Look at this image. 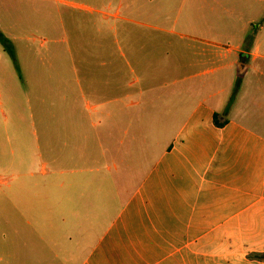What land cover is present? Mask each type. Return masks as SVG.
I'll return each instance as SVG.
<instances>
[{"label": "crops", "instance_id": "1", "mask_svg": "<svg viewBox=\"0 0 264 264\" xmlns=\"http://www.w3.org/2000/svg\"><path fill=\"white\" fill-rule=\"evenodd\" d=\"M165 1V7L142 0L131 7L109 0L106 10L113 14L98 13L157 32L181 29L176 36L184 52L172 61L183 71L204 69L185 71L172 83L157 84L147 53L133 54L129 69L102 55L86 58L100 60V69L69 72L28 58L39 88L49 91L50 82L63 88L58 99L69 110L72 140L62 139L52 151H26V166H5L26 169V182L16 188L23 194L24 213L15 217L21 227L0 231V242L12 241L0 245V264H264L247 258L264 253V0H182V19L161 20L174 6ZM172 43L138 41L152 49ZM235 67L238 89L228 108ZM214 115L223 127L214 125ZM160 140L165 147L136 178ZM38 170L44 179H36ZM102 171L130 194L95 243L89 212L95 200L72 188L93 185L75 176Z\"/></svg>", "mask_w": 264, "mask_h": 264}, {"label": "rangeland", "instance_id": "2", "mask_svg": "<svg viewBox=\"0 0 264 264\" xmlns=\"http://www.w3.org/2000/svg\"><path fill=\"white\" fill-rule=\"evenodd\" d=\"M126 1L128 6L133 7L140 0ZM108 2L109 0H0V33L7 40L6 47L0 41V231L12 229L14 225L21 227L20 221L23 220L18 221V218L15 220V217L19 213H24L19 197L23 194H17L16 188L19 183L26 182V169L6 171L5 166H9L12 161L18 166H26L31 160L30 156L29 159L26 156V151H52L59 148L62 139L68 142L72 140L69 110L62 109L58 99V94L63 92V88L52 82L48 84L52 88L47 92L39 88L41 83L34 82L30 74L33 68L27 63L30 56L37 65L43 62L45 69L69 72L72 67L77 66L100 69V60L86 58L102 55L110 56L116 59V62L121 61V64L129 69L125 63L132 68L133 54L147 53L152 58L150 62L157 84L172 83L174 77L186 74L185 71L193 73L204 69L203 66H193L183 71L182 66L176 64L180 61H172L173 57H179L180 53L184 52V42L176 36L177 33H183L181 29L169 25L165 29L175 34H168L138 27L130 22L105 21L98 12L109 14L114 12L106 10ZM173 2L174 6L167 9H173L172 11L164 10L159 14L161 20H173L176 16L182 19V0ZM142 3L148 7H156L157 4L162 7L167 5L165 0H142ZM117 4L118 0H114V5ZM130 18L132 21L135 20L133 16ZM261 34L264 36V30ZM142 38L173 43L172 46L161 44L159 48L152 49L150 46L142 47L138 44ZM26 48L30 52H27ZM172 63L178 65L181 70L173 67ZM235 68L236 70L234 69L228 76L233 85L235 83L237 85L240 77L237 67ZM143 72L144 70L140 68V73ZM134 77L135 75L130 76ZM150 99L151 97L146 98ZM166 142L160 140V147L156 145L153 147L152 156L149 155L148 161L142 163L141 171L136 173V178L140 177V172L142 175L146 174L151 160H154V153H161ZM45 157L46 160L50 158L47 155ZM64 157L69 162L70 157L67 155ZM46 160L42 158L36 162L40 164ZM75 177L82 183H93L88 187H73L72 192L78 195L80 193L86 195L87 192L89 203L92 199L95 200L93 209L89 206V212L95 215L93 241L96 243L114 219L121 201L129 196L130 188L124 186L118 190L115 178L104 171ZM44 178L38 170L36 179ZM118 191L121 192L119 197ZM80 202L83 206L79 207V211L84 213L86 197L80 198ZM11 243L10 240L1 241L0 245ZM79 244L78 240L80 248L78 247L75 253L78 258L81 256Z\"/></svg>", "mask_w": 264, "mask_h": 264}, {"label": "trees", "instance_id": "3", "mask_svg": "<svg viewBox=\"0 0 264 264\" xmlns=\"http://www.w3.org/2000/svg\"><path fill=\"white\" fill-rule=\"evenodd\" d=\"M0 41L2 42V44L6 47V43H7V40L4 38V36L2 35V33H0ZM237 89H238V85L236 86L235 90H234V95L235 93L237 92ZM234 95L230 98L229 102H228V108L231 106V104L233 103L234 101ZM218 119H219V115H214V118H213V121H214V125L218 128H221L224 126V123L223 124H220L218 122ZM247 258L251 261H257V262H264V253L262 254H258V253H252V254H249L247 256Z\"/></svg>", "mask_w": 264, "mask_h": 264}]
</instances>
